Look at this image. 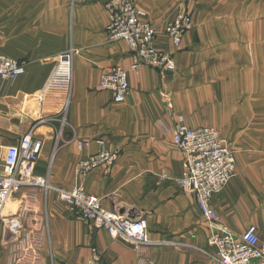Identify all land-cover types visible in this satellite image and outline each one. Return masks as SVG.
Instances as JSON below:
<instances>
[{
	"label": "crops",
	"instance_id": "crops-1",
	"mask_svg": "<svg viewBox=\"0 0 264 264\" xmlns=\"http://www.w3.org/2000/svg\"><path fill=\"white\" fill-rule=\"evenodd\" d=\"M134 2L157 30L154 47L173 58L172 73L131 70L130 50L109 39L99 3L0 0V54L25 68L0 82V157L28 133L43 144L34 173L48 190L21 193L35 225L44 223L41 264H87L92 247L102 264H217L209 224L175 183L183 171L172 142L177 123L215 130L233 152L234 173L212 196V209L228 232L240 236L254 226L264 238V0ZM181 11L191 14L193 28L174 48L162 25ZM68 56L67 94L49 82ZM116 66L129 86L121 104L98 90ZM102 149L119 152L112 168L80 175V164ZM73 189L97 197L110 213L145 218L148 243L71 218L57 195ZM4 237L0 264H12Z\"/></svg>",
	"mask_w": 264,
	"mask_h": 264
},
{
	"label": "built area",
	"instance_id": "built-area-1",
	"mask_svg": "<svg viewBox=\"0 0 264 264\" xmlns=\"http://www.w3.org/2000/svg\"><path fill=\"white\" fill-rule=\"evenodd\" d=\"M99 3L106 11L109 24L107 35L111 41L124 42L131 54L130 69L141 67L155 69L162 74L173 72L174 63L170 54L154 47L157 30L148 21L145 13L134 0H89ZM197 2L199 0H186ZM193 28L188 12L175 14L164 24L163 33L174 48H178L184 35ZM25 72L24 64L0 54V82L13 80ZM72 81V58L62 61L49 82L51 90L70 92ZM99 91L108 92L115 104H121L129 92L126 71L113 67L102 77ZM64 119L62 120V123ZM172 142L183 157V171L175 183L182 194L192 198L200 215L209 224V245L215 251L217 264H264V238L259 237L254 226L236 236L228 232L211 206L212 196L221 190L234 173V154L222 145L215 130L211 128L191 129L175 124ZM81 147V144H78ZM43 149L41 141L33 139L31 133L21 138L15 145L4 148L0 157V214L16 197L27 189L48 190L47 179L36 176L35 166ZM119 152L100 150L78 167V173L87 175L97 167L109 171L116 163ZM67 207L71 218H76L104 229L114 238H124L136 243H148L147 221L143 217L135 220L110 213L102 208L100 200L80 190L60 192L57 195ZM11 233L19 234L20 222H10ZM87 264H102L97 250Z\"/></svg>",
	"mask_w": 264,
	"mask_h": 264
},
{
	"label": "rangeland",
	"instance_id": "rangeland-1",
	"mask_svg": "<svg viewBox=\"0 0 264 264\" xmlns=\"http://www.w3.org/2000/svg\"><path fill=\"white\" fill-rule=\"evenodd\" d=\"M170 19L165 21L164 24ZM164 24L162 25V30ZM31 191L27 189L23 193L30 194ZM22 203L20 195L0 214V233L2 236H5L3 239L5 244L13 248V251L7 253V257L10 255L12 264H41L43 257H46L40 250V244L45 242L44 223L42 222L40 226H36L37 222L29 217L30 211ZM10 222L21 223L22 229L19 234L11 233L12 224ZM40 233L41 237L39 236Z\"/></svg>",
	"mask_w": 264,
	"mask_h": 264
}]
</instances>
